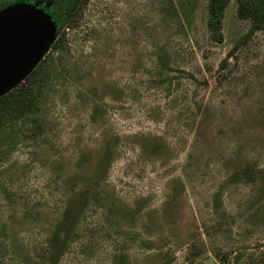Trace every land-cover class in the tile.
Returning a JSON list of instances; mask_svg holds the SVG:
<instances>
[{
    "label": "rangeland",
    "instance_id": "obj_1",
    "mask_svg": "<svg viewBox=\"0 0 264 264\" xmlns=\"http://www.w3.org/2000/svg\"><path fill=\"white\" fill-rule=\"evenodd\" d=\"M235 8L214 42L205 0H86L41 55V131L0 138V264H37L70 181L95 180L106 151L57 264H264V25L243 37Z\"/></svg>",
    "mask_w": 264,
    "mask_h": 264
},
{
    "label": "trees",
    "instance_id": "obj_2",
    "mask_svg": "<svg viewBox=\"0 0 264 264\" xmlns=\"http://www.w3.org/2000/svg\"><path fill=\"white\" fill-rule=\"evenodd\" d=\"M228 0H205V28L207 38L217 42L222 38L221 19L223 9ZM86 0H53L52 10L55 24L54 39L48 45L50 53L62 51L65 49L64 31L66 27L75 26L82 15ZM236 16L239 19H247L248 33L264 25V0H236ZM44 54L14 86L9 88L3 94H0V138L4 130L11 127L18 120L29 119L31 125L27 129L29 137H35L41 131V123L31 117L38 107L41 86L46 80L49 67L52 62L51 56ZM161 59V57H160ZM225 63L222 58L220 65ZM108 164V153L102 155L95 163V174L102 173ZM244 179L255 181L258 179V185L261 178V168L252 169L245 166L240 171ZM88 178L82 181L79 188H75V181H70V191L66 196L65 203L59 212L58 218L49 229L44 241L32 251V258L37 264H57L58 258L63 252L66 242L70 239L73 227L80 214L83 213L86 206L90 204L91 199L95 198L92 191L93 185L98 182L97 177ZM197 238V236H196ZM188 249L192 253L193 248L198 246L199 242L189 238ZM224 254L220 257L223 259Z\"/></svg>",
    "mask_w": 264,
    "mask_h": 264
},
{
    "label": "water",
    "instance_id": "obj_3",
    "mask_svg": "<svg viewBox=\"0 0 264 264\" xmlns=\"http://www.w3.org/2000/svg\"><path fill=\"white\" fill-rule=\"evenodd\" d=\"M54 35V22L35 5L17 3L0 10V94L31 70Z\"/></svg>",
    "mask_w": 264,
    "mask_h": 264
},
{
    "label": "flooded vegetation",
    "instance_id": "obj_4",
    "mask_svg": "<svg viewBox=\"0 0 264 264\" xmlns=\"http://www.w3.org/2000/svg\"><path fill=\"white\" fill-rule=\"evenodd\" d=\"M17 3H27L30 5H35L38 8H41L46 12L52 21L54 22V11L52 10L53 0H0V10L8 5L17 4Z\"/></svg>",
    "mask_w": 264,
    "mask_h": 264
}]
</instances>
